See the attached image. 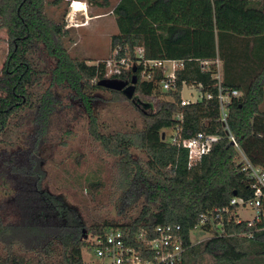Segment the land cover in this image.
<instances>
[{
	"label": "trees",
	"instance_id": "trees-1",
	"mask_svg": "<svg viewBox=\"0 0 264 264\" xmlns=\"http://www.w3.org/2000/svg\"><path fill=\"white\" fill-rule=\"evenodd\" d=\"M44 5L45 0H0V31L8 44L0 75V144L14 135V116L32 115V145L25 160L8 169L13 220L4 218L6 203L0 202V264H30L26 256L40 264H84V232L99 236L117 228L133 241L138 232L151 234L165 225L180 228L185 248L180 264H197L205 257L211 264H264V231L241 236L250 231L245 224H225L224 236L197 244L189 240L200 215L230 207L233 197L251 195L238 152L219 122L217 103L204 99L216 95V60L222 86L240 93L228 110V132L251 163L264 167V114L259 112L264 97V0H119L111 10L117 28L110 38L111 51H118L114 61L133 63L138 50L147 60L183 61L168 91L160 90V72L143 82L137 68L132 72L118 66L107 78L106 63L89 66L72 59L63 47L66 30L45 15ZM203 62L210 64L204 67ZM103 80L125 83L132 97L99 86ZM183 86L195 87L201 101L181 107ZM157 89L165 99L152 112L140 109L135 96L150 97ZM64 91L84 107L89 137L113 160L112 197L119 221L99 218L87 225L60 196L42 187L39 150L53 118L66 109ZM96 91L127 104L140 124L100 132L90 106ZM177 126L182 139L199 132L218 137L190 169L186 150L161 139L163 130ZM129 210L132 216L125 214Z\"/></svg>",
	"mask_w": 264,
	"mask_h": 264
},
{
	"label": "rangeland",
	"instance_id": "rangeland-1",
	"mask_svg": "<svg viewBox=\"0 0 264 264\" xmlns=\"http://www.w3.org/2000/svg\"><path fill=\"white\" fill-rule=\"evenodd\" d=\"M71 2L72 0H45L44 5L45 15L55 23L62 24L63 29L66 30L62 38L63 47L72 59L84 61L86 65L108 62L114 52L110 48V38L117 34L115 17L111 14V10L118 0H93L92 2L81 0L85 7L83 16L79 12L73 13L70 10ZM6 41V35L1 30L0 75L8 53ZM47 62L52 66V60L47 59ZM109 70L111 68L108 64L107 75ZM65 93V91L62 92L66 109L53 118L49 132L44 137L43 145L39 150L44 173L42 187L60 196L67 209L75 211L87 225L98 221L99 218L119 221L121 215L118 214L112 197L114 195L113 160L102 153L97 143L89 137L88 119L84 107ZM91 96L95 97L93 101H90V106L97 118L100 132L107 134L132 124L136 126L140 124V120L127 104L112 101L111 95L105 92L96 91ZM198 97V90L195 87H182V101L194 102ZM163 99L165 96L158 89L150 97L135 96L139 108L147 112H152L154 104ZM259 112L264 114V97L259 106ZM31 118V114L14 116L12 122L15 124V133L10 137L9 143L0 144V202L6 203L2 210L6 219L15 218L11 205L7 203L14 193L8 169L11 164L15 165L18 161L25 160L26 151L32 145ZM162 133L165 142L170 143L172 130L165 129ZM125 214L132 216L134 212L129 210ZM88 236L90 235L84 232L82 240L85 241ZM208 238H199L193 234L190 240L202 242ZM82 258L85 264L94 262L90 261L83 252ZM25 259L27 262L30 261V264H40L31 256H26ZM47 262L43 264H52ZM211 262L205 257L197 264H211Z\"/></svg>",
	"mask_w": 264,
	"mask_h": 264
},
{
	"label": "built area",
	"instance_id": "built-area-1",
	"mask_svg": "<svg viewBox=\"0 0 264 264\" xmlns=\"http://www.w3.org/2000/svg\"><path fill=\"white\" fill-rule=\"evenodd\" d=\"M74 3L72 1L69 5L72 12H74ZM117 53L118 51L115 50L112 53V58L106 62V70L108 64L111 68L109 75L106 74L107 78L117 73L118 66H123L125 69L137 68L140 81L143 82L153 81L156 72H160L163 77L159 83L162 91H168L172 87L175 72L183 65L181 60H147L143 57L141 50L136 52V59L133 63H129L125 58L117 62L114 61ZM209 64L208 62L202 63L204 67H208ZM212 64L215 65L212 79L216 82V95L214 97L211 94H206L204 99L207 101L215 99L217 103L219 122L227 133V139L238 152L240 172H243L248 178L251 195L247 199L233 197L229 203L230 207L200 215L198 224L189 233V240L193 234L199 238H211L213 235L224 236L226 234L225 224L229 223L245 224L250 231L241 234V236L252 238L255 233L264 231V167L251 163L238 148L234 138L230 136L227 126L228 110L232 100L238 98L240 93L222 86L220 64L217 60ZM198 101H201L200 95L194 102L181 100L180 106L184 107ZM176 120L181 121V117L177 116ZM171 130L173 135L170 138V144L183 147L186 150L187 169L194 167L218 141L217 136L204 132L182 139L180 126ZM84 242L85 246L82 252L87 255L90 261H94L91 264H180L185 252L180 228L170 225L156 226L151 234L142 230L135 235L133 241L120 229L109 228L99 236H88ZM199 242L201 241H191V244Z\"/></svg>",
	"mask_w": 264,
	"mask_h": 264
},
{
	"label": "water",
	"instance_id": "water-1",
	"mask_svg": "<svg viewBox=\"0 0 264 264\" xmlns=\"http://www.w3.org/2000/svg\"><path fill=\"white\" fill-rule=\"evenodd\" d=\"M135 68L132 69V72H135ZM134 83V81L132 82ZM99 86L104 87L109 90L122 92L127 98L132 97V89L130 87H127L125 83L117 82V81H106L103 80L99 82ZM161 139H164V134H161Z\"/></svg>",
	"mask_w": 264,
	"mask_h": 264
},
{
	"label": "bare ground",
	"instance_id": "bare-ground-1",
	"mask_svg": "<svg viewBox=\"0 0 264 264\" xmlns=\"http://www.w3.org/2000/svg\"><path fill=\"white\" fill-rule=\"evenodd\" d=\"M74 12L73 13H77V12H80L82 11L83 9H85L84 5L82 2L80 1H74Z\"/></svg>",
	"mask_w": 264,
	"mask_h": 264
},
{
	"label": "crops",
	"instance_id": "crops-1",
	"mask_svg": "<svg viewBox=\"0 0 264 264\" xmlns=\"http://www.w3.org/2000/svg\"><path fill=\"white\" fill-rule=\"evenodd\" d=\"M119 1V0H118ZM253 1H260V0H253ZM118 3V2H117ZM84 12H85V9H83L82 11H80L79 13H81V16H83V14H84Z\"/></svg>",
	"mask_w": 264,
	"mask_h": 264
}]
</instances>
